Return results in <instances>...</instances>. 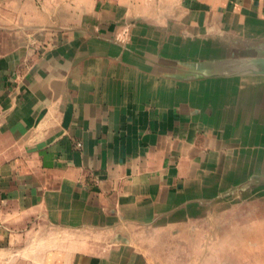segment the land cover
<instances>
[{"label":"crops","instance_id":"1","mask_svg":"<svg viewBox=\"0 0 264 264\" xmlns=\"http://www.w3.org/2000/svg\"><path fill=\"white\" fill-rule=\"evenodd\" d=\"M61 3L0 52V264H147L115 231L264 200V0Z\"/></svg>","mask_w":264,"mask_h":264},{"label":"rangeland","instance_id":"2","mask_svg":"<svg viewBox=\"0 0 264 264\" xmlns=\"http://www.w3.org/2000/svg\"><path fill=\"white\" fill-rule=\"evenodd\" d=\"M47 1L0 0V52L20 41L21 27L38 29L45 25L43 16L58 8ZM68 4L72 6V0L60 5L67 10ZM26 15L32 23H22ZM119 232L145 253L147 264H264L261 199L221 198L201 217L178 229L125 228L115 231L112 239L118 238ZM82 238L90 240L86 234Z\"/></svg>","mask_w":264,"mask_h":264},{"label":"water","instance_id":"3","mask_svg":"<svg viewBox=\"0 0 264 264\" xmlns=\"http://www.w3.org/2000/svg\"><path fill=\"white\" fill-rule=\"evenodd\" d=\"M231 198V197H230ZM234 198V197H233ZM236 198V197H235Z\"/></svg>","mask_w":264,"mask_h":264}]
</instances>
